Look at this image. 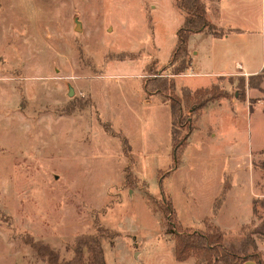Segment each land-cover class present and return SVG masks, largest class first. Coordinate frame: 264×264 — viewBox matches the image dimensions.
Segmentation results:
<instances>
[{"label":"rangeland","instance_id":"374dc122","mask_svg":"<svg viewBox=\"0 0 264 264\" xmlns=\"http://www.w3.org/2000/svg\"><path fill=\"white\" fill-rule=\"evenodd\" d=\"M203 1L212 23L264 38V0ZM185 15L176 0H0V264H46L25 235L63 258L96 235L107 264H195L178 231L211 226L229 247L251 233L264 261V81L227 77L174 119Z\"/></svg>","mask_w":264,"mask_h":264},{"label":"trees","instance_id":"16d2710c","mask_svg":"<svg viewBox=\"0 0 264 264\" xmlns=\"http://www.w3.org/2000/svg\"><path fill=\"white\" fill-rule=\"evenodd\" d=\"M177 6L186 12L184 23L178 30V43L172 55L173 61L179 64L172 74L178 75L185 72L190 64L188 51V41L192 34L210 31L215 37H223L239 29L223 28L213 24L207 16L206 4L203 0H176ZM259 78V85L264 81V69L262 72L249 76ZM175 81H169L170 89L175 91ZM217 86L211 88H199L191 91L188 88L182 89V95L170 100L172 117L175 119L181 116L184 107L191 99L199 100L202 95L210 93ZM223 97H228L224 95ZM210 98L195 103L197 110L204 108ZM195 109L194 106L190 110ZM176 121V120H174ZM174 146L180 151L186 144V137L178 141V132L173 130ZM165 213L170 222L172 230L177 233L176 225L171 220V215L175 212L172 200L165 199ZM209 227V230L199 231H178L176 257L180 261H185L190 257H195V264H243L247 260H255L258 264H264L258 252V246L251 233H245L243 240L234 246H228L225 242L226 231L219 227ZM23 241L29 244L46 264H107L101 240L96 235H80L74 243L69 245L73 255L71 258L61 257L60 251L52 247L49 243L35 240L31 236H22Z\"/></svg>","mask_w":264,"mask_h":264},{"label":"crops","instance_id":"0c3cea01","mask_svg":"<svg viewBox=\"0 0 264 264\" xmlns=\"http://www.w3.org/2000/svg\"><path fill=\"white\" fill-rule=\"evenodd\" d=\"M256 1L258 2V0ZM259 3L262 7L263 0H260ZM252 8L253 7H251V10ZM206 9L207 16L212 22L211 11L208 9V7H206ZM245 21L246 23H253L252 16H248L247 18H245ZM232 22L234 23L233 25H227L228 23H223V25L220 26L216 25V23L213 24L223 28L239 29L240 31L231 32L223 37H215L212 33H210V31L195 33L190 36L188 41V51L191 62L186 67L184 73L175 75L174 78L175 83L176 81H179V79L183 82L181 90L183 88H188L191 91H195L199 88H210L213 85L220 84V80H223L227 77H249L262 72V70L264 69V38L262 31L260 34L258 32V28L262 30L261 26L253 27L252 25L249 26L248 24H246V26L241 27L240 25H237L238 23L234 21ZM200 45L202 46V49H196ZM258 51L260 55L262 54L260 58L261 64L260 67H258L259 69L252 70L250 61L254 57V55L258 53ZM192 52H194L195 57L199 56L202 52L203 59L202 61H200L201 63L199 62V60L194 59V57L191 55ZM233 61L235 64V69L229 71L222 70L224 68L225 62H228V64H230V62ZM196 65H199V67L205 68L206 70L203 72H196L192 69ZM222 98L228 99V97ZM223 187L224 184H221L216 189L215 193L212 194V200H215V198L221 192H223ZM220 211L221 210L214 211L213 201V214L215 216H219ZM139 259L140 252L137 257V260ZM243 264H258V262L255 260H247Z\"/></svg>","mask_w":264,"mask_h":264},{"label":"water","instance_id":"95a60500","mask_svg":"<svg viewBox=\"0 0 264 264\" xmlns=\"http://www.w3.org/2000/svg\"><path fill=\"white\" fill-rule=\"evenodd\" d=\"M73 92H74L73 87H70L69 94L71 95Z\"/></svg>","mask_w":264,"mask_h":264}]
</instances>
